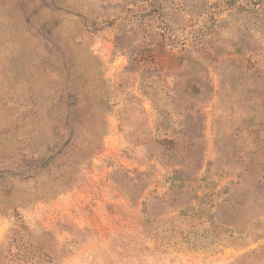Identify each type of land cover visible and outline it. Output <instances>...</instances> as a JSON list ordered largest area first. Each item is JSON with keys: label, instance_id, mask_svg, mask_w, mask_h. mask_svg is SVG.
Returning <instances> with one entry per match:
<instances>
[{"label": "rangeland", "instance_id": "374dc122", "mask_svg": "<svg viewBox=\"0 0 264 264\" xmlns=\"http://www.w3.org/2000/svg\"><path fill=\"white\" fill-rule=\"evenodd\" d=\"M0 264H264V0H0Z\"/></svg>", "mask_w": 264, "mask_h": 264}, {"label": "trees", "instance_id": "16d2710c", "mask_svg": "<svg viewBox=\"0 0 264 264\" xmlns=\"http://www.w3.org/2000/svg\"><path fill=\"white\" fill-rule=\"evenodd\" d=\"M150 17H152V16H150ZM164 22H165V26H166V28L165 29H167V28H169V20H167V16H166V18H164ZM146 223H149V221L148 220H145L144 221V224L146 225ZM144 225V226H145ZM146 227V226H145ZM168 239H171V238H168Z\"/></svg>", "mask_w": 264, "mask_h": 264}]
</instances>
